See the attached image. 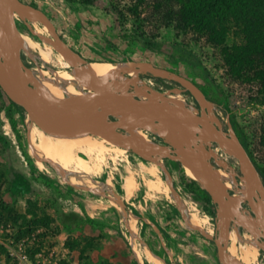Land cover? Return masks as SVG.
<instances>
[{"label":"rangeland","instance_id":"rangeland-1","mask_svg":"<svg viewBox=\"0 0 264 264\" xmlns=\"http://www.w3.org/2000/svg\"><path fill=\"white\" fill-rule=\"evenodd\" d=\"M22 1L42 10L66 32L82 63L138 64L127 91L130 96L181 86L174 76L199 88L212 111L237 136L231 121L235 122L254 158L264 164V89L250 72L235 77L221 47L207 36L158 20L152 2L136 14V0ZM23 34L35 42L31 53L22 51L25 67L40 68L49 76L68 69L25 27ZM48 34L65 48L53 32ZM241 42L232 30L226 45ZM82 91L88 99L87 89ZM174 94L198 102L190 92ZM12 96L0 84V264L20 263L8 249L35 262L46 257L59 264H264V242L253 214L259 197L216 143H205L201 154H191L214 176V188L222 195L214 206L213 198L207 201L182 186L184 166L167 156L165 148L173 155L177 152L167 136L155 131L156 125L144 131L156 146L137 132H123L109 138L103 153L79 154L95 166L88 175L51 163L38 166L29 140V132L38 126L26 112L12 108ZM133 139L144 140L149 153L132 147ZM21 144L40 171L37 178ZM221 171L230 181L219 177Z\"/></svg>","mask_w":264,"mask_h":264},{"label":"water","instance_id":"water-1","mask_svg":"<svg viewBox=\"0 0 264 264\" xmlns=\"http://www.w3.org/2000/svg\"><path fill=\"white\" fill-rule=\"evenodd\" d=\"M0 9L10 18V35L5 43V57H0V84L11 90L13 101L21 106L34 123L46 134L54 137L73 138L78 140L103 139L123 135V132H137L150 145L156 146L145 134V130L156 125L183 135H195L208 132L222 152L239 166L246 187L258 195V209H253L257 226L264 242V178L251 158L246 146L223 123L211 109L210 102L204 93L185 79L174 76L172 79L181 86L171 88L164 93L150 95L143 99L147 103L137 118L124 113L117 101L106 93L99 81L95 79L82 63L71 38L57 26L42 10L22 0H0ZM24 27L40 42L45 50L55 56L68 69L75 71L76 78L88 91V105H96L100 112L99 124L79 127L53 116L44 105V95H34V85L25 74L23 54L16 50ZM48 30L53 32L64 44L60 48L49 37ZM15 69L12 77L6 69ZM189 91L195 95L200 107L189 102L176 92ZM187 118L195 122L192 126L180 128L173 122L175 119ZM167 156L186 166H201L203 160L194 155H173L166 149ZM205 164V163H204ZM207 170V168H205ZM209 171V170H208ZM211 172V171H210ZM218 203L209 189L204 187ZM122 211L124 209L122 208Z\"/></svg>","mask_w":264,"mask_h":264},{"label":"bare ground","instance_id":"bare-ground-1","mask_svg":"<svg viewBox=\"0 0 264 264\" xmlns=\"http://www.w3.org/2000/svg\"><path fill=\"white\" fill-rule=\"evenodd\" d=\"M9 25V16L0 9L1 58L5 57L4 47L6 39L10 35ZM33 47H35V42L29 36L22 33L16 50L21 53L22 51L31 53ZM83 65L101 83L104 91L117 101L126 115L133 118L141 115L143 108L147 105L143 99H149L150 96L134 97L130 96L127 92L129 84L132 82L131 80L136 78L138 64L128 61H88L84 62ZM0 67L4 68L2 65ZM143 67L146 68V66ZM6 70L12 77L15 76L14 68ZM25 74L34 85V95L42 94L45 96L44 105L53 116L79 127L99 124L100 112L97 111L95 104L91 106L87 104V99L82 91L85 86L76 78L73 69L55 71L52 76H49L40 68L28 66L25 67ZM126 76H130V78L128 79ZM173 122L180 128L195 124V122L187 118L175 119ZM155 131L161 136H167L169 143L174 147L175 151L183 156L197 152L201 154L205 143H215L213 136L208 132H200L195 135H183L163 127H157ZM29 140L34 148L33 153L38 166L41 167L45 163H51L67 169L69 168L70 172L82 173L84 175L93 173L95 166L93 167L85 157L79 154L88 155L91 151L96 150L99 153H103L105 151V144L111 142L109 138L78 140L54 137L46 134L39 127L33 128L29 132ZM143 141L142 139H133L130 145L142 153H149L150 150L145 145L146 142L144 143ZM220 163L222 164L221 161ZM183 166L189 178L202 181L207 189L215 191L213 195L217 197V201L222 198L219 190L214 188L216 186L212 183L214 176L210 171L205 169L208 167L207 165L203 164L195 167H192L193 165ZM218 174L223 181H230L231 177L229 174L222 171L218 172ZM71 181L76 182L74 179ZM253 209H258V205L257 207H253Z\"/></svg>","mask_w":264,"mask_h":264},{"label":"trees","instance_id":"trees-1","mask_svg":"<svg viewBox=\"0 0 264 264\" xmlns=\"http://www.w3.org/2000/svg\"><path fill=\"white\" fill-rule=\"evenodd\" d=\"M150 2L158 20L164 21L167 25H173L180 31L192 29L207 36L212 45L221 47L225 61L235 77L250 72L264 89V0H136L135 13L139 14V7ZM232 30L242 39V42L226 45ZM9 102L13 109L25 113V110L13 100L9 99ZM9 116L12 117L11 114ZM231 122L235 133L246 146L264 178V164H260L254 158L246 137L238 130L235 122ZM18 139L21 141L20 135ZM262 143L264 145V138ZM21 148L31 174L37 178L39 169L22 144ZM179 179L188 191L202 195L207 201L212 200L210 193L196 180L189 178L184 169ZM213 205L217 204L213 202ZM172 211L176 217H180L177 208L172 207ZM157 226L165 235L160 226L158 224Z\"/></svg>","mask_w":264,"mask_h":264},{"label":"built area","instance_id":"built-area-1","mask_svg":"<svg viewBox=\"0 0 264 264\" xmlns=\"http://www.w3.org/2000/svg\"><path fill=\"white\" fill-rule=\"evenodd\" d=\"M10 255L14 257V259L18 260L20 263L19 264H59L58 259L54 260H49L46 257L40 258L38 261H34L31 257L28 255H20L16 252H14L12 249H8Z\"/></svg>","mask_w":264,"mask_h":264},{"label":"flooded vegetation","instance_id":"flooded-vegetation-1","mask_svg":"<svg viewBox=\"0 0 264 264\" xmlns=\"http://www.w3.org/2000/svg\"><path fill=\"white\" fill-rule=\"evenodd\" d=\"M186 92L189 93V91H186ZM194 105L200 107V104H199V102H197V101H196V103H195ZM229 158H230V157H229Z\"/></svg>","mask_w":264,"mask_h":264}]
</instances>
